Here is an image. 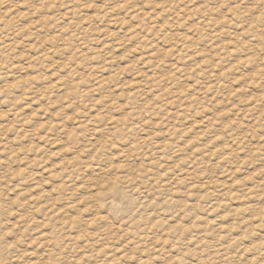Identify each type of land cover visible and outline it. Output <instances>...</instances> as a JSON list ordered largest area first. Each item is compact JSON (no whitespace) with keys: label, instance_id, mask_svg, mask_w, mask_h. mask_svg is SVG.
I'll list each match as a JSON object with an SVG mask.
<instances>
[{"label":"rangeland","instance_id":"obj_1","mask_svg":"<svg viewBox=\"0 0 264 264\" xmlns=\"http://www.w3.org/2000/svg\"><path fill=\"white\" fill-rule=\"evenodd\" d=\"M258 263L264 0H0V264Z\"/></svg>","mask_w":264,"mask_h":264},{"label":"bare ground","instance_id":"obj_2","mask_svg":"<svg viewBox=\"0 0 264 264\" xmlns=\"http://www.w3.org/2000/svg\"><path fill=\"white\" fill-rule=\"evenodd\" d=\"M81 38V37H80ZM80 40V39H79ZM37 42V41H36ZM6 43V42H5ZM79 43V42H78ZM185 46V45H184ZM184 46H183V48H184ZM186 47V46H185ZM182 49V48H181ZM183 50V49H182ZM187 51V50H186ZM40 80V79H39ZM210 90V89H209ZM234 141V140H233ZM163 146L162 145H160V146H158V149L159 150H163ZM161 151H159V152H161ZM25 154V153H24ZM161 154V153H160ZM220 162H222V161H220ZM26 177V176H25ZM107 195H104V197H105V200H107V199H110L109 197H106ZM219 224V223H218ZM66 227V226H65ZM217 227H218V225H217ZM43 235V234H42ZM41 235V236H42ZM231 238H233V237H231ZM52 241H54V240H52ZM248 241V240H247ZM48 242V241H47ZM55 243V242H54ZM54 243H53V245H54ZM61 243V242H60ZM259 247V246H258ZM152 254V253H151ZM156 256H157V254H156ZM209 263V262H208ZM259 264V263H258Z\"/></svg>","mask_w":264,"mask_h":264}]
</instances>
